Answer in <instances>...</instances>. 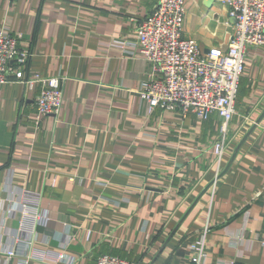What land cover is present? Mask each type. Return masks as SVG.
Returning <instances> with one entry per match:
<instances>
[{"label":"crops","instance_id":"0c3cea01","mask_svg":"<svg viewBox=\"0 0 264 264\" xmlns=\"http://www.w3.org/2000/svg\"><path fill=\"white\" fill-rule=\"evenodd\" d=\"M156 2L0 0L25 74L57 77L63 97L40 115L39 86L10 74L0 87V264H194L208 210L203 264H264V46L247 50L218 158L216 115L148 113L137 93L150 66L136 28ZM233 26L219 0H186L184 35L202 51Z\"/></svg>","mask_w":264,"mask_h":264},{"label":"built area","instance_id":"2783aa9c","mask_svg":"<svg viewBox=\"0 0 264 264\" xmlns=\"http://www.w3.org/2000/svg\"><path fill=\"white\" fill-rule=\"evenodd\" d=\"M11 1V0H10ZM234 20L233 33L224 47L202 51L196 41L185 37L183 23L186 0H157L153 9L137 25L134 46L149 66V76L137 91L148 113L155 109L193 114L205 120L216 115L221 120L220 138L214 145L219 158L226 148L229 122L236 113L239 83L245 71L248 48L264 46V0H219ZM20 33L0 28V87L14 81L27 90L39 86L35 104L40 115H57L63 106L57 77L26 75L30 51L20 46ZM216 176L211 191L216 187ZM210 231L209 210L201 237L190 244L191 261L203 264L206 234ZM12 255V252H7ZM95 264H133L125 258L101 254Z\"/></svg>","mask_w":264,"mask_h":264},{"label":"rangeland","instance_id":"374dc122","mask_svg":"<svg viewBox=\"0 0 264 264\" xmlns=\"http://www.w3.org/2000/svg\"><path fill=\"white\" fill-rule=\"evenodd\" d=\"M227 42H228V41H227ZM219 127H220V126H219ZM218 129H219V128H218ZM219 178H220V177H219V175L217 174L216 179L219 180ZM217 180H216V182H217ZM210 185H211V184H210ZM210 185H209V188H210V190H211L212 187H211Z\"/></svg>","mask_w":264,"mask_h":264}]
</instances>
